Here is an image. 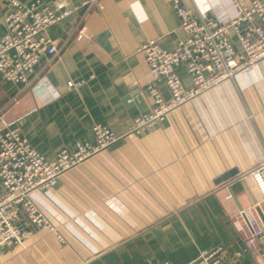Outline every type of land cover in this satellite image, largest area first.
Here are the masks:
<instances>
[{
	"label": "crops",
	"instance_id": "0c3cea01",
	"mask_svg": "<svg viewBox=\"0 0 264 264\" xmlns=\"http://www.w3.org/2000/svg\"><path fill=\"white\" fill-rule=\"evenodd\" d=\"M31 3L34 0H19ZM54 9L84 0H42ZM264 1V0H261ZM8 0H0V39ZM48 29L60 52L42 57L35 75L55 90L26 89L0 73V113L16 121L29 145L48 160L77 143H93V127L118 141L64 173L32 200L56 230L37 228L18 205L24 245L0 248V264H190L203 251L225 247L227 264H250L231 217L261 201L251 175L264 159V59L171 111L154 127L133 132V121L154 105L145 55L151 40L174 50L186 35L177 9L220 23L235 17L234 0H99ZM84 17L88 38L73 25ZM246 24L241 26L242 33ZM108 33L104 46L101 36ZM234 48L241 51L236 35ZM184 86L191 79L177 69ZM85 80L75 90L70 81ZM156 86L168 99L165 82ZM138 92L141 102H126ZM231 173V178L220 179ZM61 236V239H60Z\"/></svg>",
	"mask_w": 264,
	"mask_h": 264
},
{
	"label": "built area",
	"instance_id": "2783aa9c",
	"mask_svg": "<svg viewBox=\"0 0 264 264\" xmlns=\"http://www.w3.org/2000/svg\"><path fill=\"white\" fill-rule=\"evenodd\" d=\"M99 0H84L81 6L54 9L42 0L22 3L8 0L4 13L6 33L0 39V73L21 91L41 88L54 93L35 67L42 57L52 59L60 52L48 36V29L74 12H86L99 5ZM235 17L220 23L193 11L178 8L181 29L186 37L172 50L163 49L151 40L138 49L145 55L152 82L148 91L154 105L133 121V132L148 130L159 124L174 109L191 101L218 84L233 80L240 73H249L264 59V1L234 0ZM84 17L74 23L73 32L88 38ZM246 24L242 33L241 26ZM238 37L241 51L234 48L231 37ZM184 66L191 86L183 85L177 69ZM164 81L170 93L165 99L156 86ZM85 80L70 81L69 90L81 87ZM16 121L0 113V248L15 244L23 246L30 232L18 227V205L25 204L23 213L29 224L37 228L49 226L56 230L49 217L30 197L36 190L52 189L61 175L81 165L119 139L110 128L101 124L93 127V143H77L75 151L63 149L53 160L46 159L23 137ZM260 191L261 201L242 209L231 217L234 229L242 236L244 249L257 255L250 264H264V159L252 172ZM61 239V236H60ZM157 264H171L162 262ZM190 264H227L225 247L219 245L203 251Z\"/></svg>",
	"mask_w": 264,
	"mask_h": 264
},
{
	"label": "water",
	"instance_id": "95a60500",
	"mask_svg": "<svg viewBox=\"0 0 264 264\" xmlns=\"http://www.w3.org/2000/svg\"><path fill=\"white\" fill-rule=\"evenodd\" d=\"M108 37V33H104L102 36H101V39L104 41V46L105 47H109L108 45V42L106 41ZM131 101H138V102H141L142 104H144V99L141 95H139L138 92H134L132 93L130 96L126 97V102H131ZM229 178H231V173H228L227 175H224L220 181H225V180H228Z\"/></svg>",
	"mask_w": 264,
	"mask_h": 264
}]
</instances>
